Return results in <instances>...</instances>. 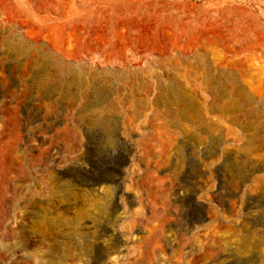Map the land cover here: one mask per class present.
<instances>
[{"label": "rangeland", "instance_id": "obj_1", "mask_svg": "<svg viewBox=\"0 0 264 264\" xmlns=\"http://www.w3.org/2000/svg\"><path fill=\"white\" fill-rule=\"evenodd\" d=\"M0 264H264V0H0Z\"/></svg>", "mask_w": 264, "mask_h": 264}]
</instances>
